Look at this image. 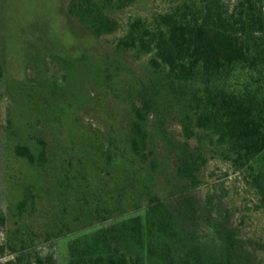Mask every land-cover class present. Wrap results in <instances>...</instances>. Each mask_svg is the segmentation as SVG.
I'll return each instance as SVG.
<instances>
[{
	"label": "trees",
	"instance_id": "obj_1",
	"mask_svg": "<svg viewBox=\"0 0 264 264\" xmlns=\"http://www.w3.org/2000/svg\"><path fill=\"white\" fill-rule=\"evenodd\" d=\"M133 2L69 0L66 14L100 39L121 28L110 12ZM115 49L147 58L143 73L130 69L126 94H116L127 109L123 131L111 126L74 133L88 139L86 161L112 175L115 186L106 199L87 198L77 192V176L75 185L62 182V196L74 197L64 201L68 218L39 239L21 223L26 209H34L27 185L10 232L0 208V264H58L54 246L61 235H73L65 244L66 264H248L246 244L220 220L212 201L199 205L189 192L201 184L200 169L218 159L241 173L264 202V0H170L165 10L130 18ZM49 57L55 58L45 54L35 63L39 71ZM42 120L30 125L39 128ZM172 121L181 127L182 141L169 133ZM150 125L175 154L177 185L162 198L151 189L158 163L149 148ZM28 139L15 145V156L34 170L44 168L47 142L31 132ZM42 243L45 249H39Z\"/></svg>",
	"mask_w": 264,
	"mask_h": 264
},
{
	"label": "rangeland",
	"instance_id": "obj_2",
	"mask_svg": "<svg viewBox=\"0 0 264 264\" xmlns=\"http://www.w3.org/2000/svg\"><path fill=\"white\" fill-rule=\"evenodd\" d=\"M169 1L136 0L125 9L111 11L110 15L120 22V30L95 39L67 16L69 0H0V208L9 219L7 232L16 227V206L27 185L35 194L34 209H26L21 223H28L38 238L55 231L59 218H68L64 210L71 208L64 201L74 197L73 192L62 196V182L75 185L77 176L80 195L85 191L87 198H97L98 194L106 199L105 193L115 186L114 178L102 173L100 165L86 161L90 157L84 152L83 142L88 139L84 141L74 133L106 131L111 126L123 131L127 109L116 94H126L130 69L143 73L147 58L137 60L130 53L118 52L115 42L130 18L165 10ZM45 54L55 58H47L39 71L35 63ZM37 118L44 121L39 128L32 127ZM168 131L175 140H183L178 123L170 122ZM30 132L48 145V163L38 170L14 154L15 145L28 144ZM89 141H95V137ZM149 148L154 149L158 163L151 189L160 198L166 197L177 185L175 154L151 125ZM149 163L146 169L152 172ZM198 177L201 184L189 194L199 205L212 201L220 220L227 221L246 244L243 253L249 258L248 264H264V248L258 246L264 244V202L257 192L245 183L241 173L233 172L218 159L209 160ZM201 232L208 233L206 229ZM3 233L0 230V240ZM68 236L55 240L58 264L67 262L65 244L73 235ZM39 245V249L47 246Z\"/></svg>",
	"mask_w": 264,
	"mask_h": 264
}]
</instances>
